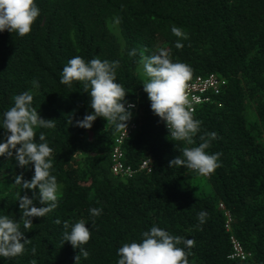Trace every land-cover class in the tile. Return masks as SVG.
I'll list each match as a JSON object with an SVG mask.
<instances>
[{
  "label": "trees",
  "instance_id": "1",
  "mask_svg": "<svg viewBox=\"0 0 264 264\" xmlns=\"http://www.w3.org/2000/svg\"><path fill=\"white\" fill-rule=\"evenodd\" d=\"M36 3L41 14L29 34L0 32V116L14 106L16 95L30 91L33 108L42 118L53 119L55 127L35 131L37 141L44 132L54 150L51 173L61 185V196L55 210L33 219L25 233L30 240L25 252L0 258V264H75L80 250L64 244L63 225L81 219L91 239L85 245L89 256L79 264H117L122 244L138 241L154 225L195 241L185 249L189 264H264V0ZM173 26L188 33L183 48L175 46L179 38L172 34ZM159 48L168 50L173 62L190 65L187 84L209 75L227 80L220 93L211 94L193 113L202 122L193 145L172 139L144 92L139 53L151 55ZM133 49L135 56L129 55ZM75 56L119 61L117 82L127 92L126 102L136 106L126 122L131 133L121 145L125 165L136 171L131 178L112 172L126 129L116 131L104 118H97L91 129L75 125L94 111L82 82L71 87L60 82L64 66ZM209 132L217 133V139L208 153L221 154V166L209 179L184 166L169 167L170 160L185 147L199 146L200 137ZM5 140L6 131L0 128V143ZM145 162L148 169L142 168ZM21 173L31 180L34 169L0 156V214L18 222L19 196L35 200L33 190L15 184ZM92 207L102 208V214L92 217ZM202 210L208 213L204 224L198 219ZM233 238L250 254L247 260L231 258Z\"/></svg>",
  "mask_w": 264,
  "mask_h": 264
},
{
  "label": "clouds",
  "instance_id": "2",
  "mask_svg": "<svg viewBox=\"0 0 264 264\" xmlns=\"http://www.w3.org/2000/svg\"><path fill=\"white\" fill-rule=\"evenodd\" d=\"M40 14L36 0H0V32L8 31L23 37L32 31V26ZM171 32L179 38L176 48H183L181 41L189 38L188 33L177 26H173ZM136 54L135 49L129 53L131 56ZM139 55V63L147 78L142 83L143 89L151 102L153 113L165 122L174 141L193 145V137L200 131L202 122L194 118L186 95L187 82L192 78L190 65L173 62L169 51L164 48H159L151 55L140 51ZM118 67L119 61L100 58L86 61L81 56L71 58L64 66L60 82L68 87H71L73 82H82L84 92L89 93L91 98L90 107L94 109L82 120L75 121L77 127L91 129L97 118H104L116 131L127 130L126 122L132 119V109L135 105L126 102L127 92L124 86L117 82ZM33 100L30 91L16 95L14 106L0 116V128L6 131L5 142L0 143V156L6 155L9 159H14L16 166L20 168L34 169L31 180H25L21 173L15 176V184L22 185L23 190H33L35 200L42 206H36L35 200L28 195H21L18 202L22 218L19 222L8 215L0 214V258L22 255L26 245L30 243L25 233L32 227L33 219L46 217L59 206L61 185L51 173L54 150L49 146L46 134L40 132L37 141L35 131L37 128L51 129L55 125L53 119L46 120L40 116L32 106ZM69 123H73L71 118ZM200 139L202 142L199 146L185 147L179 156L169 161V167L184 166L204 175L203 177L209 175L206 177L209 179L210 174L221 166V154H209L207 151L212 141L217 139V133H206ZM102 211V208L92 207L89 214L99 217ZM226 212L230 214L228 210ZM207 215L203 210L198 213L200 224L206 222ZM56 223L61 222L57 220ZM63 227L64 244L68 242L74 249L80 250L79 255L75 257V264H79L81 257L87 259L89 256L85 245L91 239V230L83 219L74 224L64 222ZM232 230L227 231L231 233ZM181 244L184 247H180ZM194 245L193 239L172 235L154 225L143 231L138 241L122 244L117 252V264H189L190 252L185 249L190 250Z\"/></svg>",
  "mask_w": 264,
  "mask_h": 264
},
{
  "label": "built area",
  "instance_id": "3",
  "mask_svg": "<svg viewBox=\"0 0 264 264\" xmlns=\"http://www.w3.org/2000/svg\"><path fill=\"white\" fill-rule=\"evenodd\" d=\"M226 85H227V81L223 78L217 77L216 75H210L207 77H198L194 81L187 84L186 95L190 102L193 113L197 110L199 106L210 101L209 96L211 94L220 93L221 89L224 88ZM133 109H136V106ZM130 133H131V129H127L123 132L121 139L118 142V145H117L118 147H116L115 149L114 156H113V163H112L113 173L116 175L124 176V177H132L136 174V171L126 166L123 162L124 152L121 148V145L123 144L124 139L130 135ZM148 167H149V162H145L142 166L143 169H148ZM205 177H209V175ZM221 208L225 209L224 205H221ZM225 217L227 219L226 228L228 231H231L232 230V218L228 212H225ZM234 238H233L234 252L232 253L231 258L240 259L242 261L247 260V257H249L250 254H247L243 250L241 244L238 241H236Z\"/></svg>",
  "mask_w": 264,
  "mask_h": 264
},
{
  "label": "rangeland",
  "instance_id": "4",
  "mask_svg": "<svg viewBox=\"0 0 264 264\" xmlns=\"http://www.w3.org/2000/svg\"><path fill=\"white\" fill-rule=\"evenodd\" d=\"M141 73H142V74H141ZM140 75H141V76L143 75L142 77H144L145 79H147L146 76L143 74L142 69H141V71H140ZM248 113H249L250 117H251L252 119L255 120L254 113L252 112V106H249V107H248Z\"/></svg>",
  "mask_w": 264,
  "mask_h": 264
}]
</instances>
